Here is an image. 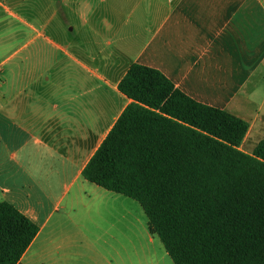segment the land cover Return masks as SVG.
<instances>
[{
  "label": "crops",
  "instance_id": "obj_1",
  "mask_svg": "<svg viewBox=\"0 0 264 264\" xmlns=\"http://www.w3.org/2000/svg\"><path fill=\"white\" fill-rule=\"evenodd\" d=\"M0 31L22 37L0 70V202L39 225L17 264L152 259L130 201L82 174L130 102L133 63L247 120L244 151L264 138V0H0Z\"/></svg>",
  "mask_w": 264,
  "mask_h": 264
},
{
  "label": "trees",
  "instance_id": "obj_2",
  "mask_svg": "<svg viewBox=\"0 0 264 264\" xmlns=\"http://www.w3.org/2000/svg\"><path fill=\"white\" fill-rule=\"evenodd\" d=\"M130 99L83 177L137 200L175 264H264V138L200 102L161 70L133 63L118 84ZM39 225L0 202V264H17Z\"/></svg>",
  "mask_w": 264,
  "mask_h": 264
},
{
  "label": "rangeland",
  "instance_id": "obj_3",
  "mask_svg": "<svg viewBox=\"0 0 264 264\" xmlns=\"http://www.w3.org/2000/svg\"><path fill=\"white\" fill-rule=\"evenodd\" d=\"M109 3H111V1H108ZM128 9L126 10L125 13H127ZM63 22L62 24L65 26L67 24H69L66 20V18L61 15ZM48 19L49 16L43 17V19ZM71 23V22H70ZM49 30L53 31V28H50ZM50 31V33H48V35L51 34V36L53 38H57L56 37V33ZM10 34V33H7ZM6 34V32H2L0 31V70H2L1 68H3L6 71H12V69H15L18 62H19V56L15 55L16 50L18 49L20 43L22 42V37H11V34L8 36ZM63 56L59 55V58H62ZM82 58V57H81ZM87 62V58L84 57V59ZM60 67V64H58ZM60 70L59 68L53 69V72H56ZM250 145L247 141L244 142V150H249L250 149ZM252 151V150H251ZM248 151V152H251ZM123 199H128L127 201H130L131 205H132V210L136 209L137 210V215H138V241H137V245H138V249H139V253L141 251L142 248H145L148 250L149 253V249H153V256L152 259H149L150 257H148V264H150L151 262L153 264H175L172 260V258L169 256V254L167 253L163 243L161 242V240L155 236V240L154 243L151 244L150 241H148L149 239V235L150 233H148V219L146 216V213L144 211V209L142 208V206L140 205V203L130 197H126L123 196ZM121 224H124V220L123 222H121ZM142 232H144V238H141V234ZM147 237V238H146ZM148 239V240H147Z\"/></svg>",
  "mask_w": 264,
  "mask_h": 264
}]
</instances>
